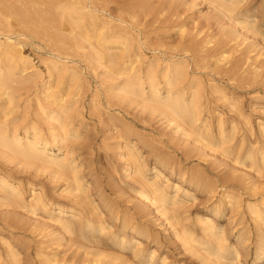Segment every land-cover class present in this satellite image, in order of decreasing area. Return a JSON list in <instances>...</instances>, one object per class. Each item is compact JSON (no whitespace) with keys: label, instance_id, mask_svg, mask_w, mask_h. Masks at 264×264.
<instances>
[{"label":"rangeland","instance_id":"1","mask_svg":"<svg viewBox=\"0 0 264 264\" xmlns=\"http://www.w3.org/2000/svg\"><path fill=\"white\" fill-rule=\"evenodd\" d=\"M0 136V264H264V0H0Z\"/></svg>","mask_w":264,"mask_h":264},{"label":"bare ground","instance_id":"2","mask_svg":"<svg viewBox=\"0 0 264 264\" xmlns=\"http://www.w3.org/2000/svg\"><path fill=\"white\" fill-rule=\"evenodd\" d=\"M81 2H82V1H81ZM80 8H81V7H80ZM74 9H75V8H74ZM65 11H66V10H65ZM83 11H84V10H83ZM75 12H76V11H75ZM83 13H84V12H83ZM69 18H70V17H69ZM70 19H71V18H70ZM78 19H79V18H78ZM84 23H85V22H84ZM228 23H229V22H228ZM81 25H82V24H81ZM95 26H96V25H95ZM47 28H48V27H47ZM101 28H103V27H101ZM106 28H107V27H106ZM30 29H31V28H30ZM91 29H93V28H91ZM98 31H99V30H98ZM101 31H102V29H101ZM103 31H104V30H103ZM80 34H81V33H80ZM85 35H86V34H85ZM73 37H74V36H73ZM82 37H83V36H82ZM86 37H88V36H86ZM93 39H94V38H93ZM110 39H111V38H109L108 40H110ZM114 39H115V38H114ZM62 40H63V39H62ZM106 40H107V39H106ZM106 40H105V41H106ZM108 40H107V41H108ZM111 40H112V39H111ZM95 41H96V42H95V44H96V43H97V40H95ZM98 41H99V38H98ZM99 42H100V41H99ZM101 43H102V42H101ZM76 44H77V43H76ZM118 44H120V43H118ZM102 48H103V47H102ZM102 48H101V49H102ZM98 49H99V48H98ZM101 49H100V50H101ZM103 50H104V49H103ZM106 52H107V50H106ZM108 52L110 53V51H108ZM19 54H20V53H19ZM103 54H104V53H103ZM103 54H102V55H103ZM113 54H114V53H113ZM113 54H112V56H113ZM99 55H100V54H99ZM104 55H105V54H104ZM109 56H110V55H109ZM105 57H106V55H105ZM102 59H103V58H102ZM100 60H101V57H100ZM110 60H111V59H110ZM5 69H6V68H5ZM73 75H74V74H73ZM141 81H142V80H141ZM167 84H168V83H167ZM152 87H153V86H152ZM157 88H158V87H157ZM2 89H3V87H2ZM155 89H156V87H155ZM157 91H158V90H157ZM152 95H153V94H152ZM166 99H167V98H166ZM194 100H195V99H194ZM175 118H176V117H175ZM178 120H179V119H178ZM3 136H4V135H3ZM13 136H14V133H13ZM1 137H2V136H0V139H1ZM15 137H16V136H15ZM15 137H14V139H15ZM24 137H25V140H24V139H23V140H24L25 142H22V143H21V145H22L23 147L26 146V143L28 142V139H29L27 135L24 136ZM24 137H23V138H24ZM12 138H13V137H11V141H12ZM8 139H9V138H8ZM8 139H6V142H7ZM14 139H13V141H14ZM36 139H37V138H36ZM3 140H4V139H3ZM15 141H17V140H15ZM15 141H14V142H15ZM20 141H21V139H20ZM29 141H30V140H29ZM3 144H5V142H4ZM17 144H18V143H17ZM19 146H20V145H19ZM23 147H22V148H23ZM4 150H5V149H4ZM52 155H53V154H52ZM55 156H56V155H55ZM55 158H56V157H55ZM56 159H57V158H56ZM235 162H236V161H235ZM31 163H32V162H31ZM253 212H254V211H253ZM208 221H209V220L206 221L207 223H206L205 221H204V222H205L206 224H208ZM202 223H203V222H202ZM206 224H205V225H206ZM209 224H211V222H209ZM209 224L206 225V229H207V231H208V226H209V230H210V229L213 230V228H211L212 225L210 226ZM214 229H215V227H214ZM210 232H211V231H210ZM211 233H212V232H211ZM210 238H211V237H210ZM213 238H214V233H213ZM214 239H215V238H214ZM187 241H188V240H187ZM186 243H187V242H186ZM186 243H185V244H186ZM208 243H209V242H208ZM215 245H216V244H215ZM204 246H205V245H204ZM220 247H221V246H220ZM262 247H263V246H262ZM262 247H261V248H262ZM209 248H210V247H209ZM224 248H225V247H224ZM218 251H219V250H218ZM258 251H259V250H258ZM221 252H222V251H220V253H221ZM217 255H218V254H217ZM258 258H259V257H258ZM258 258H257V259H258ZM257 261H258V260H257Z\"/></svg>","mask_w":264,"mask_h":264}]
</instances>
